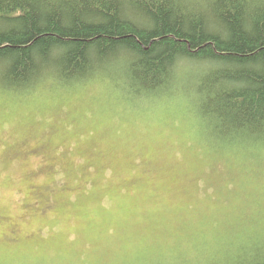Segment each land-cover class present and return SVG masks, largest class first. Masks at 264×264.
Segmentation results:
<instances>
[{
	"label": "rangeland",
	"instance_id": "obj_1",
	"mask_svg": "<svg viewBox=\"0 0 264 264\" xmlns=\"http://www.w3.org/2000/svg\"><path fill=\"white\" fill-rule=\"evenodd\" d=\"M38 87L0 88V264L261 258L264 166L215 147L181 99L132 101L107 78Z\"/></svg>",
	"mask_w": 264,
	"mask_h": 264
},
{
	"label": "trees",
	"instance_id": "obj_2",
	"mask_svg": "<svg viewBox=\"0 0 264 264\" xmlns=\"http://www.w3.org/2000/svg\"><path fill=\"white\" fill-rule=\"evenodd\" d=\"M98 78L181 99L215 147L264 166V0H0L1 89Z\"/></svg>",
	"mask_w": 264,
	"mask_h": 264
}]
</instances>
